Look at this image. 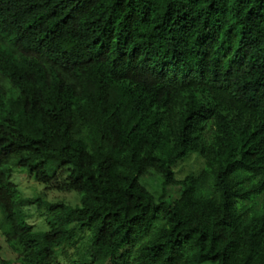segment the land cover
Returning <instances> with one entry per match:
<instances>
[{
    "label": "trees",
    "instance_id": "obj_1",
    "mask_svg": "<svg viewBox=\"0 0 264 264\" xmlns=\"http://www.w3.org/2000/svg\"><path fill=\"white\" fill-rule=\"evenodd\" d=\"M1 242L0 264H264V0H0Z\"/></svg>",
    "mask_w": 264,
    "mask_h": 264
},
{
    "label": "rangeland",
    "instance_id": "obj_2",
    "mask_svg": "<svg viewBox=\"0 0 264 264\" xmlns=\"http://www.w3.org/2000/svg\"><path fill=\"white\" fill-rule=\"evenodd\" d=\"M203 159L197 151L188 153L182 160H180L175 167L174 178L183 179L186 175L195 174L202 166ZM14 179L23 192V195L30 197H40L42 200L48 203L64 202L74 205L77 203L78 195L76 192L67 190H56L50 186L39 183L34 180L33 177L28 174L27 171H20L16 169L14 171ZM141 183L149 189L154 195H157L162 188V179L153 173L146 172L141 178ZM180 187L176 185L165 186V196L172 200L178 196ZM28 220L38 227V229L46 228L45 218L48 213L44 209L32 207L27 210ZM2 243V249L0 259L10 260L14 262L15 254L8 248L6 242ZM90 246V232L88 229L76 227L74 232L69 237L63 246L57 248V253L60 261L68 263L70 259L87 260V250ZM206 264V263H205Z\"/></svg>",
    "mask_w": 264,
    "mask_h": 264
}]
</instances>
